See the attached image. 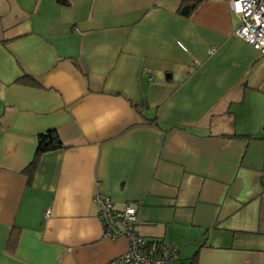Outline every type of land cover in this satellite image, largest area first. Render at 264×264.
Returning <instances> with one entry per match:
<instances>
[{"label": "crops", "instance_id": "1", "mask_svg": "<svg viewBox=\"0 0 264 264\" xmlns=\"http://www.w3.org/2000/svg\"><path fill=\"white\" fill-rule=\"evenodd\" d=\"M238 25L229 0H0V264L126 251L96 192L170 264H264V53Z\"/></svg>", "mask_w": 264, "mask_h": 264}, {"label": "built area", "instance_id": "2", "mask_svg": "<svg viewBox=\"0 0 264 264\" xmlns=\"http://www.w3.org/2000/svg\"><path fill=\"white\" fill-rule=\"evenodd\" d=\"M229 6L239 18L234 33L264 53V0H229ZM93 199L100 209L103 234L128 240L126 251L105 264H170L177 256L172 244L148 245L136 229L137 211L132 203L117 206L108 195L98 192Z\"/></svg>", "mask_w": 264, "mask_h": 264}, {"label": "trees", "instance_id": "3", "mask_svg": "<svg viewBox=\"0 0 264 264\" xmlns=\"http://www.w3.org/2000/svg\"><path fill=\"white\" fill-rule=\"evenodd\" d=\"M18 80V79H17ZM19 80H22L23 82H28V83H31L33 84L34 83V79L25 74L23 76H21L19 78ZM61 140L58 136V133L57 131L54 129V128H50L44 132H41L38 134V142H37V147H36V150H35V154H34V157L31 161V163L29 164V167L27 169H25L26 172H29L30 174V171L31 169L34 167L35 163H36V158L37 156L44 152L45 150H48V149H51V148H56V147H59L61 146ZM148 242V245H156L150 241H147ZM158 245V244H157ZM156 247V246H155Z\"/></svg>", "mask_w": 264, "mask_h": 264}, {"label": "water", "instance_id": "4", "mask_svg": "<svg viewBox=\"0 0 264 264\" xmlns=\"http://www.w3.org/2000/svg\"><path fill=\"white\" fill-rule=\"evenodd\" d=\"M189 6L188 5H184L182 8H181V12L184 13L188 10Z\"/></svg>", "mask_w": 264, "mask_h": 264}]
</instances>
